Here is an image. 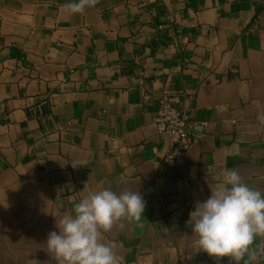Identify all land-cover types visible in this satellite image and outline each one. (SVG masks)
Segmentation results:
<instances>
[{
    "label": "crops",
    "instance_id": "obj_1",
    "mask_svg": "<svg viewBox=\"0 0 264 264\" xmlns=\"http://www.w3.org/2000/svg\"><path fill=\"white\" fill-rule=\"evenodd\" d=\"M69 2L0 0V264H56L48 234L104 189L145 202L102 232L119 264H230L187 221L225 169L264 193V0ZM164 96L191 124L170 162Z\"/></svg>",
    "mask_w": 264,
    "mask_h": 264
},
{
    "label": "clouds",
    "instance_id": "obj_2",
    "mask_svg": "<svg viewBox=\"0 0 264 264\" xmlns=\"http://www.w3.org/2000/svg\"><path fill=\"white\" fill-rule=\"evenodd\" d=\"M94 4L95 0H71L65 8L76 14ZM77 165L72 162L73 167ZM144 208L137 191L90 193L74 205V214L56 222L57 231L46 238L47 251L56 264H119L113 247L101 242L102 232L121 218L140 219ZM187 223L195 237L194 253L228 258L230 264H255L264 256V248L252 247L256 237H264V193L245 183L236 170H224L207 199L197 202L189 213Z\"/></svg>",
    "mask_w": 264,
    "mask_h": 264
},
{
    "label": "built area",
    "instance_id": "obj_3",
    "mask_svg": "<svg viewBox=\"0 0 264 264\" xmlns=\"http://www.w3.org/2000/svg\"><path fill=\"white\" fill-rule=\"evenodd\" d=\"M173 96H164L159 101V108L154 118L156 132L167 145L165 161H172L184 153L191 142V124L189 113L178 106Z\"/></svg>",
    "mask_w": 264,
    "mask_h": 264
}]
</instances>
